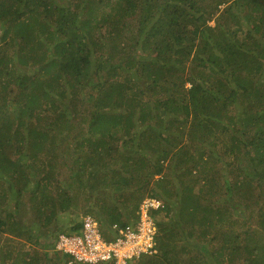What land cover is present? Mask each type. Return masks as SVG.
<instances>
[{
	"label": "trees",
	"instance_id": "obj_1",
	"mask_svg": "<svg viewBox=\"0 0 264 264\" xmlns=\"http://www.w3.org/2000/svg\"><path fill=\"white\" fill-rule=\"evenodd\" d=\"M166 159L182 195L150 264H264V0H0V264H37L2 235L75 232L88 213L57 221L87 186L109 238Z\"/></svg>",
	"mask_w": 264,
	"mask_h": 264
},
{
	"label": "built area",
	"instance_id": "obj_2",
	"mask_svg": "<svg viewBox=\"0 0 264 264\" xmlns=\"http://www.w3.org/2000/svg\"><path fill=\"white\" fill-rule=\"evenodd\" d=\"M162 206L159 200L144 199L139 206L136 221L122 228L114 225L116 231L112 239H104L97 222L86 216L82 235L60 234L55 247L58 251L69 254L75 261L130 264L133 259L142 255L156 253V224L150 213L152 209Z\"/></svg>",
	"mask_w": 264,
	"mask_h": 264
},
{
	"label": "rangeland",
	"instance_id": "obj_3",
	"mask_svg": "<svg viewBox=\"0 0 264 264\" xmlns=\"http://www.w3.org/2000/svg\"><path fill=\"white\" fill-rule=\"evenodd\" d=\"M211 24H213V22H211ZM9 52L11 51V49L8 50ZM226 159V158H225ZM168 162H169V159H166L165 162H164V171L165 174H169V175H166V180H165V183L168 184V185H162V183L158 184L156 183L155 184V181H152V185H140L142 187V189L139 191V192H136V189L139 185H137L136 187H127L126 190L122 191L124 193V197H131L135 200H139L141 198H143L142 196H146V195H149V192L151 191H154V192H159L160 195H158L159 198H161L162 200H166L167 202H171L173 203L174 202H179L180 201V198L182 195V193H179L177 195H175L171 190H172V186L173 185H170V179L172 177V175L170 174L171 172V169H168ZM218 165V164H216ZM219 169V173H221L222 171V167L218 168ZM217 172H215V175H216ZM207 174H210V175H213V171L210 169L209 170V173ZM171 175V176H170ZM159 176H155L154 179L158 178ZM218 184H221L222 183V179L220 177L219 178H216ZM198 187L200 185H197ZM196 186V187H197ZM218 187L224 189L225 188V185H218ZM95 191L92 190L89 186L86 187V190L83 189V191L81 192H77L75 191V193H79V197H78V202H81L83 197L86 196L87 199H85V203H86V206L85 207H81V206H78L74 203L72 204H69L70 207H68V209H66L67 211L63 213V216H61L59 218V220L57 221V223H66V221L68 220V218L70 216H81V215H84L86 213L92 215V216H96V211L93 209V203L98 201V202H101V201H104L105 204L107 205V203L109 202V200L105 197H100L98 195L100 194H97V193H94ZM89 196H92V197H89ZM109 197H113L114 194L113 192H111L110 194H108ZM164 196V197H163ZM200 202H203V198L202 200H200ZM102 203V202H101ZM101 203L99 204L100 208L102 209V205ZM205 203V202H203ZM224 207H226L225 205L223 206H220V209H224ZM167 210H163L161 213H158V218L161 219V221L163 220L164 221H169L170 219V216H165ZM228 212V211H227ZM199 215H200V212H198ZM201 216V215H200ZM224 218H226L224 216ZM256 217L254 216L252 220H250L251 222L249 223V221H246L245 219H242V218H239L237 220H235L236 222L233 223V228L234 229H237L238 231H242L243 230V227L245 228L246 226H249L250 229H255V228H259V226L256 224L257 222H255V219ZM24 222H26V220L24 219ZM247 222H248V225H247ZM166 223V222H164ZM226 224V223H224ZM243 224V225H242ZM226 225H224L225 227ZM243 226V227H241ZM47 227V225L45 226V228ZM209 229L214 232V228L212 227H209ZM256 230V229H255ZM190 232V237L192 239H195L196 238V235H199V232L198 231H193L192 233V230L189 231ZM10 236V235H8ZM188 235H186L187 237ZM2 238H4L5 240H7V242H9L14 249H21L23 248L22 250L23 251H26V256L27 258H31V260L33 261L34 260V263H37V264H55V261H54V255L52 253V248H48L47 249V252L44 253L42 250H32L28 245H27V248L26 246L22 245V237H18L17 236H10V237H7V236H4L2 235ZM188 240V238H187ZM170 243L173 245H175V249L176 250H179L181 249L180 246H181V243L178 241V238L177 236L173 237L172 239H170ZM22 251V252H23ZM188 252V251H186ZM193 253V251H191ZM67 257V256H65ZM152 258L151 255H146L144 256V258L141 259V262L144 263V264H150V259ZM8 263V261H6ZM77 264H81V263H77ZM83 264V263H82ZM152 264V263H151Z\"/></svg>",
	"mask_w": 264,
	"mask_h": 264
},
{
	"label": "clouds",
	"instance_id": "obj_4",
	"mask_svg": "<svg viewBox=\"0 0 264 264\" xmlns=\"http://www.w3.org/2000/svg\"><path fill=\"white\" fill-rule=\"evenodd\" d=\"M143 198H141L140 199V201H139V204H138V207H137V210H136V219H137V217H138V211H139V206H140V204L142 203V201L144 200V199H146V198H150V199H156V200H159V201H161V203H162V207H159V208H157V209H152L151 210V216H152V218H153V220H154V222H155V224H156V219H158V213H161L163 210H165V206H166V201L165 200H162L161 198H159L158 196L157 197H153V196H150V195H146V196H142ZM86 216H90L93 220H95L96 222H97V227H98V230L100 231V234H101V236H103V238L104 239H112L113 237H114V231H116L115 229H114V225H116V224H112L109 228H110V230H111V232L110 233H108L109 234V238H107V231H106V229L105 228H103L102 227V225H100L99 224V222L92 216V215H90V214H86V215H84V216H81V224H80V226H79V228L75 231V232H65V231H62V232H58L57 233V236H56V238L54 239V240H52V243H53V247H52V250H56L57 252H59L61 255H64V256H67V259H68V261H67V263L66 264H77V263H83V264H98V263H100V262H102V261H100V262H96V263H87V262H80V261H75V260H73L72 259V257L69 255V254H67V253H63V252H60V251H58L57 249H56V247H55V242H56V240H57V238H58V236L60 235V234H63V235H71V236H73V235H82V233H83V228H84V218L86 217ZM136 219L133 221V222H135L136 221ZM133 222H130V223H133ZM117 226V225H116ZM68 228V225L66 226V228L65 229H67ZM117 228H121V227H118L117 226ZM156 236H157V224H156ZM155 247H156V237H155ZM48 249V248H47ZM157 249V248H156ZM146 255H148V254H146ZM146 255H142V256H146ZM141 257V256H140ZM138 259V258H137ZM105 262H108V261H105ZM130 264H132V261H131V263Z\"/></svg>",
	"mask_w": 264,
	"mask_h": 264
},
{
	"label": "crops",
	"instance_id": "obj_5",
	"mask_svg": "<svg viewBox=\"0 0 264 264\" xmlns=\"http://www.w3.org/2000/svg\"><path fill=\"white\" fill-rule=\"evenodd\" d=\"M210 24H211V22H210Z\"/></svg>",
	"mask_w": 264,
	"mask_h": 264
}]
</instances>
